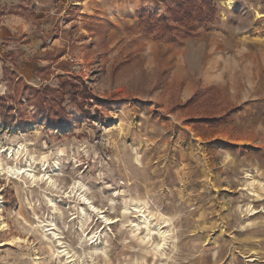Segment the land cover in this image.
<instances>
[{
	"label": "rangeland",
	"instance_id": "374dc122",
	"mask_svg": "<svg viewBox=\"0 0 264 264\" xmlns=\"http://www.w3.org/2000/svg\"><path fill=\"white\" fill-rule=\"evenodd\" d=\"M173 1L0 0V168L63 192L0 172V264H264V0H212L195 38L146 34L137 12ZM62 83L94 120L66 95L70 122L42 121L27 87ZM211 86L216 115L237 111L178 108ZM77 193L120 221L81 224Z\"/></svg>",
	"mask_w": 264,
	"mask_h": 264
},
{
	"label": "trees",
	"instance_id": "16d2710c",
	"mask_svg": "<svg viewBox=\"0 0 264 264\" xmlns=\"http://www.w3.org/2000/svg\"><path fill=\"white\" fill-rule=\"evenodd\" d=\"M218 14V6L212 0H176L167 7L166 13L163 15H157L156 12L150 9H141L137 12L139 26L143 28L144 32L166 42H179L195 38L201 28L208 27L216 20ZM74 86L73 84L62 83L57 96L49 93L48 88H45V91H40V93L31 87H27V92H35V97L33 96V98L36 101L35 106L41 115L42 121H46L50 126L70 122V117L67 115L65 108L62 107L66 95L72 97L73 102L81 107L80 110L85 116L93 118L91 110L85 109L84 103L78 101V95L83 101L90 100L91 96L86 92L78 93ZM218 92V87L211 86L196 94L192 99L181 102L177 106L182 109L197 108L200 115L196 116L197 121L215 123L237 111L236 108H232L222 116L216 115V111L212 108L216 105V101L210 100ZM38 96H40L39 101L36 99ZM96 113H98V110H96ZM3 118L4 120L7 119L4 115ZM6 123H9V121H6Z\"/></svg>",
	"mask_w": 264,
	"mask_h": 264
},
{
	"label": "bare ground",
	"instance_id": "6f19581e",
	"mask_svg": "<svg viewBox=\"0 0 264 264\" xmlns=\"http://www.w3.org/2000/svg\"><path fill=\"white\" fill-rule=\"evenodd\" d=\"M227 6L229 9H232L233 7V0H228L227 2ZM215 60V59H214ZM220 60V59H218ZM217 60V62H218ZM212 66V62H209ZM209 64V66H210ZM220 64V63H219ZM208 66V65H207ZM220 66V65H219ZM218 66V67H219ZM222 66V65H221ZM224 66H225V63H224ZM227 66V65H226ZM187 67V66H186ZM216 67V66H215ZM182 68V66H181ZM227 68V67H226ZM185 69V68H184ZM223 69V68H222ZM221 69V71H222ZM225 69V68H224ZM228 69V68H227ZM214 70V69H213ZM210 71V70H209ZM237 71V70H236ZM180 73V71H178ZM182 72V71H181ZM208 72V71H207ZM205 72V73H207ZM213 72V71H212ZM220 72V70H219ZM230 72V71H229ZM183 73V72H182ZM243 73V72H242ZM184 74V73H183ZM219 74V73H218ZM180 75V74H179ZM208 75V79H215V76L211 75V71L207 74ZM221 75V74H220ZM219 75V76H220ZM237 75V74H235ZM243 76V75H242ZM232 77V76H231ZM226 78V77H225ZM233 78V77H232ZM231 78V79H232ZM239 79V78H238ZM241 79V78H240ZM20 148V147H19ZM20 150V149H19ZM0 151L2 153H5L10 159L13 158L15 156V152H16V149H12V148H0ZM47 171V169H46ZM0 172H5V174L11 178V177H15V178H19V177H28L29 179H31V182H32V185H35L36 183L40 182V181H45L46 180V183L48 182L49 184V187H54L55 189V192L57 194H61L63 193L61 189L59 188H56V184L54 182V180L52 179V176H47L45 175L44 177L42 178H38L36 174H33V169H32V166L30 165V169H22V168H19V167H8L7 169H4L2 166L0 168ZM48 177V179H46ZM78 185V184H77ZM79 187H81L80 185L79 186H75L74 187H71L72 188V191L71 193H67V196L65 198H75L76 199V195L75 192H78V191H81L83 189H78ZM84 187V186H83ZM82 188V187H81ZM83 192V191H82ZM78 194V193H77ZM79 195V194H78ZM61 199V198H60ZM49 202L57 209V203L58 201H55L53 199H48ZM80 201V212L82 214V218H81V224H83L85 222V220L87 219V217H92V216H96L100 221L103 220V223H105L106 225H113L116 223V221H120L119 219H109L108 217L106 216H102V213L101 210L97 207H94L93 203L90 201V199H88L85 195L81 194L79 195L78 199ZM82 201V202H81ZM59 202H62V201H59ZM84 202V203H83ZM78 203V202H77ZM85 203L90 205V211L89 212L87 210V208L85 207ZM75 205V204H74ZM79 211V210H78ZM89 212V213H88ZM144 217V216H143ZM76 218V216H75ZM95 244V243H94Z\"/></svg>",
	"mask_w": 264,
	"mask_h": 264
}]
</instances>
